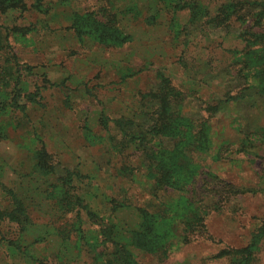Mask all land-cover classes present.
<instances>
[{"label":"rangeland","instance_id":"1","mask_svg":"<svg viewBox=\"0 0 264 264\" xmlns=\"http://www.w3.org/2000/svg\"><path fill=\"white\" fill-rule=\"evenodd\" d=\"M1 8L14 63L0 85V210L23 214L0 222V264H107L121 247L134 264H232L251 244L264 264V0ZM108 21L119 45L92 37ZM172 150L190 160L154 196L160 166L145 154Z\"/></svg>","mask_w":264,"mask_h":264},{"label":"trees","instance_id":"2","mask_svg":"<svg viewBox=\"0 0 264 264\" xmlns=\"http://www.w3.org/2000/svg\"><path fill=\"white\" fill-rule=\"evenodd\" d=\"M9 1L10 0H0V10L3 11L4 8H1V7H3L5 5V3L9 2ZM92 24L96 26V29H97V26L101 29L99 37L95 36V35L92 36L94 39L98 40L101 43L110 44L113 46L119 45L122 42V40L120 38L121 36L117 32L118 30L115 28V26H113L110 23V21H108L105 24L98 23V22L96 24L95 23H92ZM103 35L105 36V38H103ZM109 36L111 37L110 40L107 39ZM7 49H9V46L7 45L6 39H5V41L3 43L0 42V85L5 86V87L7 86V82H6L7 79L10 77V75H12L11 72L13 71L12 67H13V63H14V60H13L14 58H8V55L5 56ZM16 86L17 85H15L13 101H17L21 96L20 90L17 89ZM168 97L169 96H167V101H169ZM31 98L32 97L30 96L29 101H33V100H31ZM233 99L234 98H232V100ZM12 107L16 108L17 105L12 104ZM18 108H21V107L18 106ZM163 116H165V114ZM161 119L163 120V118H161ZM168 125H170V124H168ZM162 127L166 128L165 125H163ZM124 128H125L124 125H121L122 131ZM163 131L165 132L166 129ZM122 135H123V138L126 140L123 142V144L125 143L126 145H130L134 141L135 143L147 145V144H145V142H147L145 136L142 138H139V137L135 136V134H122ZM146 136H147V134H146ZM173 145L175 146V148H177L179 146L178 143H173ZM191 147H192V145H191ZM164 156L167 158V160L164 158ZM164 156L154 157L151 153L145 154L146 161L151 162L152 160H154V163H155V161H158L159 164L155 163V165L160 166L157 169L158 173L155 175V178H154L155 179L154 185L151 186L152 195H154V196L158 190H162L164 188H174V186L176 184L172 182V179L177 175V173L174 174V172H175L174 169H176L179 166L186 165L188 160H190V153L189 152H184V153L179 152L178 153L177 151L172 150L171 152H166L164 154ZM157 159H159V160H157ZM160 159H162V160H160ZM167 161H169V162H167ZM165 164L168 165V167H169L168 169L162 168V166H165ZM152 170H154V169H152ZM162 183H164V184H162ZM22 214H23V212H22L20 205H16L14 207V209H11V210L6 211V212L0 210V222L6 221L8 223H13V224L19 225V224H21ZM143 214H144L142 216L143 221L148 220L149 222H151L152 218H154V217L148 215L146 211H143ZM138 238L141 239V238H143V236L135 235V244H138ZM253 239H254L253 240L254 242L257 241L256 236H254ZM104 242H111L113 244H116L115 241L111 239V237L110 238L105 237ZM255 245L256 244H251L244 249L231 251V253L229 254V256L231 258V263L232 264H251V261L253 260V248L255 247ZM107 264H134V263L131 261V258L129 257V255L124 251L123 247H121L119 249L114 250V252L112 253V257L107 262Z\"/></svg>","mask_w":264,"mask_h":264}]
</instances>
